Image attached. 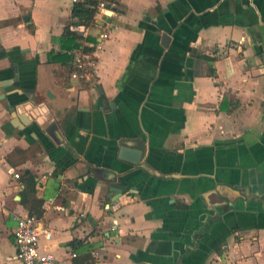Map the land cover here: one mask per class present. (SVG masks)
Instances as JSON below:
<instances>
[{
	"label": "crops",
	"instance_id": "0c3cea01",
	"mask_svg": "<svg viewBox=\"0 0 264 264\" xmlns=\"http://www.w3.org/2000/svg\"><path fill=\"white\" fill-rule=\"evenodd\" d=\"M106 3L76 28L86 68L67 81L49 53L73 0H0V80L19 73L0 89V264H21L31 214L58 264H264V0ZM14 173L36 177L31 209Z\"/></svg>",
	"mask_w": 264,
	"mask_h": 264
},
{
	"label": "trees",
	"instance_id": "16d2710c",
	"mask_svg": "<svg viewBox=\"0 0 264 264\" xmlns=\"http://www.w3.org/2000/svg\"><path fill=\"white\" fill-rule=\"evenodd\" d=\"M106 1L109 2V0H83L74 3L72 11L73 21L65 26L62 36L57 39L60 45V51L58 53L55 51L49 53V61L55 64L58 63L61 66V69L55 70V75L58 79L65 78L69 81L73 73L82 71L76 65V52L83 47L80 43L83 39V34L76 28L81 25L90 26L92 23H95V17L99 12L98 7L101 2ZM93 50L92 48L85 47L83 52L88 54L93 53ZM194 56L196 59V75L216 76L217 72L214 67V59L200 53H196ZM227 99H229V104H231L232 98L227 96L222 103L223 107L225 106V102H228ZM20 178L25 187L22 193L21 203L31 209L36 200L38 182L32 173L22 174Z\"/></svg>",
	"mask_w": 264,
	"mask_h": 264
},
{
	"label": "built area",
	"instance_id": "2783aa9c",
	"mask_svg": "<svg viewBox=\"0 0 264 264\" xmlns=\"http://www.w3.org/2000/svg\"><path fill=\"white\" fill-rule=\"evenodd\" d=\"M83 0H73L74 3ZM111 6L106 2H101L98 7L99 15H106L110 11ZM97 14V15H98ZM77 67L84 71L86 65L83 55L76 56ZM81 77L84 74L80 75ZM76 77V76H75ZM16 179H20L19 173H14ZM17 228L14 234L15 243L18 251V258L21 264H58L52 255L43 254L40 251L39 243L42 234L46 231L40 228L39 219L35 216L27 215L17 217ZM46 235V234H45Z\"/></svg>",
	"mask_w": 264,
	"mask_h": 264
},
{
	"label": "water",
	"instance_id": "95a60500",
	"mask_svg": "<svg viewBox=\"0 0 264 264\" xmlns=\"http://www.w3.org/2000/svg\"><path fill=\"white\" fill-rule=\"evenodd\" d=\"M26 20H29V17H26ZM170 40H171V37L167 33L162 34V42H163L162 44L164 45V47L168 46V43ZM14 68H15V77L13 79L5 80V81L0 80V89L4 87H9L14 82H17L19 80V73H18L17 66H15ZM27 120L30 121L28 115L26 114L21 115L20 121L23 124L27 125ZM49 134H51V130L49 131ZM54 139L58 141L57 138H54ZM142 156H143V151L138 150V149L129 148V147L123 146L120 148V151H119V158L121 160L128 161L132 163L133 165L142 167L143 169L150 172L151 171L150 167L147 164L142 163ZM109 188H110V191L115 193L116 195H124L130 191L129 186H124L122 182H119V181H114L110 183Z\"/></svg>",
	"mask_w": 264,
	"mask_h": 264
}]
</instances>
